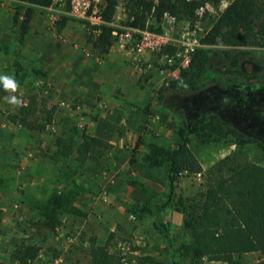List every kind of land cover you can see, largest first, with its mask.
<instances>
[{
  "label": "rangeland",
  "instance_id": "obj_1",
  "mask_svg": "<svg viewBox=\"0 0 264 264\" xmlns=\"http://www.w3.org/2000/svg\"><path fill=\"white\" fill-rule=\"evenodd\" d=\"M2 1L9 0H0ZM212 5L213 9L208 12L201 26L199 48H211L213 52H220L226 47L203 41L226 8L219 6V3ZM21 6L17 3V8ZM50 6L53 8L51 12L56 14L50 16L49 26L52 25L58 32L72 26L77 33L76 25L85 30L86 20L71 13L69 0H53ZM36 10L38 13L33 25L38 15L48 18L47 6L36 7ZM129 13L121 1L115 16L108 23L113 28V42L108 51H105L107 53H102L104 51L94 46L95 33L92 31L87 32L83 39L73 37V34L66 36L58 33V42L82 50L81 52H0V74H11L17 82L16 91L11 90L6 97L16 95L22 103L36 105L42 112L49 109L55 114L54 122L47 129H25L8 118V114L18 110L22 103L14 105L8 103L6 97L0 99V224L3 223L2 217L10 221L11 227L15 223L9 234V241L13 243L11 246L19 244L21 238L22 242L35 243L41 248L44 243L53 246V234H58L59 231L57 226L68 223L71 226L69 230L79 237V246L78 243H71V247H76L77 264H85L86 249L80 247L81 240L84 237L90 240L96 235V225L102 223L104 217L103 214H100L102 217L99 216V211L102 206H109L108 217L116 222V226L114 230L108 231L105 244L107 251L120 259L118 264H143L146 255L153 256L158 264L172 263V252L154 219L149 215L133 217L129 208L142 197L156 196L166 184V170L149 165L144 160V155L150 142L170 148L177 143L183 117L177 112L178 107L171 105V102L169 106L172 107L163 106L157 98V91L171 76H178L180 68L187 64H181L179 59L173 64L164 62L163 57L174 55L176 50L167 39H164L159 49L151 50L147 47L145 51L132 53L134 55L131 56H127L126 52H111L123 48L114 31L117 34L126 31ZM149 18L148 22L154 21L153 17ZM193 18L179 16L178 20L187 25ZM161 26L165 31V26ZM169 35L176 37L177 32L171 30ZM6 45L0 43V50L8 48ZM234 50L248 52L240 59L241 68L260 70L264 47L245 46ZM145 52L151 53L152 59L145 61L142 71H135L133 64L140 65L136 57L140 58ZM92 54L108 59L105 65L98 68L99 74L106 73L105 70L109 68H127V78L137 80V88L128 87L124 91H131L128 94L114 93V99L110 100L97 89L98 93L92 95V105H86L79 88L87 80V75L82 71L83 61H89ZM114 57H119L118 64ZM91 63L96 70L94 63ZM214 63L217 67L212 69L213 74L221 69L228 71L231 68L229 61L221 59L217 54H214ZM66 76L69 82L65 85L62 79ZM221 82L220 79L210 81L194 97L187 99L182 95L180 103L187 105L192 100L191 110L220 113L223 119L232 121L248 136L256 137L264 144V76L252 82L240 79L234 87L229 86V82H226L225 87ZM92 87L97 88L96 85ZM68 89L71 92L68 93ZM118 107L121 111L117 110ZM113 110L118 113L115 118L116 127L110 141L101 147V155L84 152L81 144L84 133H91L90 121L99 117V111L109 113ZM138 111L145 114L146 121L134 126L130 124V115ZM57 141H62L71 149L60 148ZM191 146L204 168L237 149L231 136L207 140L194 134ZM242 149L251 161L264 166V151L258 143H248ZM33 162L34 164H30ZM26 173L28 180L25 183L22 176ZM37 177L50 178L51 184L34 181ZM201 180L199 173L180 174L174 183V199L163 212L174 246L175 264H189V258L182 253L183 246L190 237L183 225L181 208L183 200L197 190ZM26 205L30 206V211H24ZM63 215L67 216V222L62 219ZM51 216L57 225L49 231L47 223ZM31 219L37 221L32 229L27 226L32 224ZM14 231L22 233L15 234ZM58 240L61 242V239ZM55 248L60 251L57 246ZM241 259L244 264H257L260 261L255 253L244 254ZM203 264L225 263L205 259Z\"/></svg>",
  "mask_w": 264,
  "mask_h": 264
},
{
  "label": "trees",
  "instance_id": "obj_2",
  "mask_svg": "<svg viewBox=\"0 0 264 264\" xmlns=\"http://www.w3.org/2000/svg\"><path fill=\"white\" fill-rule=\"evenodd\" d=\"M26 5L23 13L16 12L15 21L23 15L21 27L26 31L34 16L36 7H45L53 0H16ZM123 1L129 10L128 25L148 28L153 32H163L161 19L164 12L178 17H194L198 6L219 0H105L102 16L106 23L95 36L94 46L108 51L113 42V28L108 24ZM154 21L148 22L149 17ZM207 44L223 45L226 48L213 52L211 48H198L189 63L180 68L178 76H171L158 89L157 94L163 106L176 105L182 115L179 139L175 147L170 148L157 142H150L144 160L153 167L166 170V189L154 198L133 204L129 210L141 218L151 216L163 233L172 252L171 264H175L174 246L163 218L165 208L174 199V183L182 173L201 174L202 180L197 190L182 202L183 225L190 239L183 246V255L189 258V264H203L205 259L225 264H244L241 256L255 253L264 264V166L251 161L242 147L248 143H258L264 151V144L256 137L248 136L232 121L223 119L217 112H198L191 110L189 103H180L182 95L194 97L208 86L210 81H218L227 87H234L240 79L247 82L260 80L264 76V59L260 70H245L239 66L242 56L248 52L234 50L245 46L264 47V0H234L217 18L209 33L203 39ZM214 54L229 61L228 71L221 69L213 74ZM225 65H228L225 62ZM221 85V84H220ZM5 90L0 86V93ZM169 102V103H168ZM172 107V106H169ZM174 111V108H171ZM176 112V113H177ZM36 108L24 105L19 114H13L12 120L23 126L45 129L52 122V112L44 122L30 120ZM199 129V130H198ZM199 134L207 140L233 137L237 149L214 161L208 168L195 154L191 142L192 136ZM106 142L98 137L85 136L81 144L84 152L99 149ZM47 225L55 229L57 222L49 217ZM40 246L22 243L14 251V257L22 264H32ZM89 264H118L119 258L107 251V245H100L96 237L90 240ZM158 264L153 256H144L143 264Z\"/></svg>",
  "mask_w": 264,
  "mask_h": 264
},
{
  "label": "crops",
  "instance_id": "obj_3",
  "mask_svg": "<svg viewBox=\"0 0 264 264\" xmlns=\"http://www.w3.org/2000/svg\"><path fill=\"white\" fill-rule=\"evenodd\" d=\"M17 3L19 6L22 5L21 6L22 8L21 7L17 8ZM25 6L26 5H24L21 2L16 1V0H9L8 2L7 1L0 2V43L1 44L4 43V45L7 44L5 47H8L6 49H3V51L0 50V52H7V50H9V52H13V50H14V52H81L82 51V50L79 51L76 48H72L71 46L62 44V43L58 42L56 40V38H59L58 33H61V34L66 35V36H68L69 34H71V35L73 34L72 35L73 37L75 36L77 38L83 39L87 32L89 33V31L90 32L92 31L87 27V21L85 24V30L80 25L74 24L77 26L76 27L78 30L77 33H75V30L72 28V26H71V28H68L69 27L68 26L65 29V31L62 30L61 32H58L52 25L49 26V24H51L50 16H54V14H56L54 12H51V11H53V8L49 5V6H47V9L50 10V12L47 10V13H46L48 18L45 19V18L38 15V17L36 18L34 25H33V20L38 13V10H35L34 16H33L32 20L29 24L28 29L26 31H23V29L21 27L23 15H20L18 21H15V15L17 12L16 10H20V8H21V12L23 13V11L26 8ZM48 19H50V21H48ZM69 23H71V22L69 21ZM101 26L97 27L99 32L101 31ZM51 28H52V30H50ZM61 34H59V35H61ZM97 34L98 33H95V34H93V36H96ZM84 47H85V49L87 48V46H84ZM89 48H90V46H89ZM87 50H88V48H87ZM111 52H126L127 54L126 53L125 54L127 56L128 55L129 56L134 55V54H132V52H130L129 50H126L125 48H122V49H119L116 51H111ZM105 53H107V52H105ZM152 56L153 55L151 53L145 52L141 55L140 58L136 57V59L139 60L140 65L134 63L133 69L135 71L136 70L142 71L143 67L145 68V65H146L145 61L152 59ZM141 59H143V60H141ZM114 61L118 64L119 63V57H114ZM79 62H80V55H79ZM91 62L94 63L96 70H94V68L92 67ZM107 62H108V59L106 60L102 56L100 57L99 55H93V54L91 55V57H89V61H86V62L83 61L82 71H83L84 75H87V80H86V84L84 86H81V88H79V93H82L84 101H85L86 105H88V106L92 105V102H93L92 95L98 93L97 89H99V91H101L102 94L104 96H106L108 100H110V99H114V97H115L114 93L128 94V93H131V91L124 92L127 90L128 87H132L135 89L137 88V84H138L137 80L136 81L130 80V79H129L130 81L128 80V78H127L128 73L126 72L127 68H123V69H119V67L114 68V69L109 68V70H105L106 73L104 72V74L103 73L99 74L98 68H101ZM110 69H112V70H110ZM95 73H98V74H95ZM62 82L65 85L67 82H69L67 76L64 77V79H62ZM95 85L97 88L92 87ZM67 91H68V93L71 92V90H69V89ZM10 92H11V90L9 89L8 91H6L4 93H0V99L5 98ZM157 98L159 100L158 94H157ZM24 105H29V106L36 108V113L30 115L29 119L35 120L37 122L38 121L44 122V120L47 119L48 114L50 112H52V115H53L52 122L50 124H47L45 129H47L49 127V125H51L54 122V119H55L54 111H50L48 109V110H45L44 112H42V110L40 108H38V106H36V105H30L28 103H22V106H24ZM117 105L119 106V104H117ZM21 107H18V110H15L14 112H10L8 114V118L10 121L14 122L12 120V115L13 114H19ZM117 110L121 111V109L119 107ZM114 111L115 110H113L109 113L99 111V117L94 121H90V125H91L90 132L91 133L88 134L87 132H85L83 135V141H84L85 136L98 137V138H101L102 140H104L105 142L110 141V138L114 134V130L116 127L115 118L118 114V113H114ZM145 121H146V116L143 112L138 111L137 113H131V115H130V124L132 123L134 126H139V125L143 124ZM14 123L20 125L21 127L25 128V129H29V130H34V131L45 130V129H36V128L26 127V126H23L22 124H20L18 122H14ZM59 142L60 143H58V141H57V145L60 148H62L64 150H70L71 149L70 146L63 144L62 141H59ZM175 145H174V147H175ZM97 150L98 149L96 148L95 150L88 151V152L92 153V154L94 153L98 156L101 155V150L100 151H97ZM24 160H25V158H24ZM30 164H34V162L30 163ZM22 179L25 183L27 182V180H28L27 173L24 176H22ZM37 180H34V181H36V182L42 181V183L47 182V184H51L50 178L48 179V178L37 177ZM165 189H166V184L164 183V187L162 190H160V193H162ZM152 198H154V197H150V196L142 197L136 203H140V202H143L145 200L152 199ZM29 207L30 206L26 205L24 207V211H30L31 209H29ZM109 209H110L109 206H107V207L102 206V209L99 211V216L102 217L100 214H103V216H104V217H102L103 222L98 223L96 225V227H97L95 230L96 235L92 236V238L96 237V241L100 245L105 244L107 233H109L111 230H114V228L116 226V222L111 220L108 217V215H110ZM38 211H39V209H38ZM37 215H38V217L40 216L39 212ZM5 216H7V214ZM61 217L64 221H66L65 220L67 217L66 215H63ZM2 221H3V223L0 224V264H22L14 257V251L19 245H21L24 242H22L23 240L21 238L19 244H15L14 247L11 246V245H13V243L10 242L11 237L9 236V234H11L12 227L15 226V223H13L12 227H11V224H9L10 221H8V219L6 217H2ZM30 221L32 222V224L29 223L27 226H29L30 229H32V225H34V223L37 221H35V219H31ZM73 223H74V221H73ZM70 227L71 226L68 223L63 224V225L62 224L58 225L57 226V229H59L58 234L54 233L53 239L55 240L54 245L57 246L60 249V251L57 250L54 245L53 246H47V244L44 243L43 248L40 247V250H39L37 257L33 260V262H34L33 264H77L78 257H77V253H75L76 247H71V245H73L74 243H78L79 237H77L75 233H73L69 230ZM48 228L49 227H47V229ZM48 230L52 231L53 229L51 230V228H49ZM14 233L15 234H21L22 232L16 233L14 231ZM92 238L90 240H92ZM58 239H61V242H59ZM90 240L88 238L85 239V237L83 238V240H81L82 245H80V247H84V249H86L85 255H84V259L86 262L85 264L90 263V255H89ZM7 241H9V244H7ZM56 241H58V242H56ZM73 241H75V242H73ZM71 243H73V244H71ZM29 244H35V243H29ZM78 246H79V243H78Z\"/></svg>",
  "mask_w": 264,
  "mask_h": 264
},
{
  "label": "built area",
  "instance_id": "obj_4",
  "mask_svg": "<svg viewBox=\"0 0 264 264\" xmlns=\"http://www.w3.org/2000/svg\"><path fill=\"white\" fill-rule=\"evenodd\" d=\"M234 0H219V6L227 7ZM71 4V13L87 21V27L94 33H99L98 26L106 23L102 12L105 0H69ZM213 9L211 2L207 1L198 6L195 10V16L187 25L181 24L177 15L170 12H164L161 19V25L165 26L163 32H153L149 29L128 26L125 32L118 35L119 45L132 53L143 52L146 48L151 50L159 49L164 39L170 41L175 46L174 55H165L164 62L173 64L179 59L180 63L186 65L191 56L201 46V26L208 12ZM171 30L177 32L176 37H171ZM135 217V215H132Z\"/></svg>",
  "mask_w": 264,
  "mask_h": 264
},
{
  "label": "clouds",
  "instance_id": "obj_5",
  "mask_svg": "<svg viewBox=\"0 0 264 264\" xmlns=\"http://www.w3.org/2000/svg\"><path fill=\"white\" fill-rule=\"evenodd\" d=\"M0 86H2L5 90L10 89L15 92L17 89L15 77L11 74H0ZM5 99L8 103L14 105H20L22 103V100L16 95L8 96Z\"/></svg>",
  "mask_w": 264,
  "mask_h": 264
}]
</instances>
